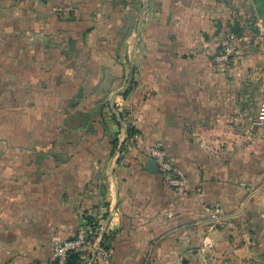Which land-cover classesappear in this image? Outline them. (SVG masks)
Returning <instances> with one entry per match:
<instances>
[{"label": "crops", "instance_id": "0c3cea01", "mask_svg": "<svg viewBox=\"0 0 264 264\" xmlns=\"http://www.w3.org/2000/svg\"><path fill=\"white\" fill-rule=\"evenodd\" d=\"M231 5L0 0L1 103L15 102L13 55L35 59L19 67L23 126L2 129L10 141L0 145V264H52L55 243L97 213L113 240L92 264L264 254V130L252 129L264 80L252 79L249 59L214 58ZM114 108L140 130L119 159ZM158 140L185 176L182 188L149 170Z\"/></svg>", "mask_w": 264, "mask_h": 264}, {"label": "rangeland", "instance_id": "374dc122", "mask_svg": "<svg viewBox=\"0 0 264 264\" xmlns=\"http://www.w3.org/2000/svg\"><path fill=\"white\" fill-rule=\"evenodd\" d=\"M232 3V1H231ZM221 18L223 19V30L225 31V37L219 44L218 48L215 51L214 58L225 57L222 60L225 63H236L240 65L244 60H248L247 71L251 73L252 79L254 80H264V0H236V6L231 5L229 10L226 11V14H222ZM225 21V22H224ZM242 28V32H236L233 29ZM16 44V41H13ZM18 44V43H17ZM14 48H12V51ZM15 51V50H14ZM28 58L34 59L33 57H25L20 55H13L12 57V67L14 68V75L16 77L12 78V83L9 85V88L14 92L12 95L13 100L15 101L12 104L1 103V99L4 101V87H0V90L3 91L0 97V145L7 144L9 138H5L2 129L9 128L10 130H20L23 126V121H21L22 107L18 102V97L20 95V64L22 59L27 60ZM3 59V57H0ZM252 59V60H250ZM1 61V60H0ZM35 62V59H34ZM17 69V70H15ZM29 71V83L31 84L32 76H35V71ZM2 74V73H0ZM31 91V89H30ZM31 93V92H29ZM264 94V90L262 96ZM261 96V97H262ZM260 102V100H259ZM46 107L50 106L46 104ZM259 107V106H258ZM253 120V118H252ZM25 127L27 124L24 125ZM46 123H45V125ZM253 132L262 131L264 129L255 127L252 125ZM17 132V131H16ZM19 132V131H18ZM263 185L258 183L251 186V191L254 195H258L261 191ZM201 191V190H200ZM259 202V200H256ZM242 206V205H241ZM219 208V207H215ZM221 213V214H220ZM227 212L220 211L218 212V218L220 223L223 225L227 222ZM244 216H238V224H243ZM244 232V231H243ZM243 237V236H241ZM244 239V238H243ZM70 240V239H65ZM64 241V240H61ZM59 242V241H57ZM56 244V243H55ZM55 246V245H54ZM54 252V250H53ZM211 253V252H210ZM260 251H253V254L246 256L244 261L241 259L231 260L230 256L223 254L216 264H264V254H259ZM231 260V261H229Z\"/></svg>", "mask_w": 264, "mask_h": 264}, {"label": "built area", "instance_id": "2783aa9c", "mask_svg": "<svg viewBox=\"0 0 264 264\" xmlns=\"http://www.w3.org/2000/svg\"><path fill=\"white\" fill-rule=\"evenodd\" d=\"M222 58L225 57H220ZM252 125L261 129H264V94L260 99L259 107L256 115L253 117ZM150 158H154L160 168L169 179L170 183L177 187H183L186 182L185 176L171 161L167 149L161 140L156 141L150 150ZM220 209L216 208L215 212L218 213ZM96 220L92 223L83 221L78 236L74 240H64L56 242L54 246V252L52 261H58V264H66V259L69 251L76 250L85 253L84 264H92L90 262L89 254L97 250V255L102 257L107 256L108 250L102 246L103 236L102 231L109 233L110 229L105 226L104 215H94ZM93 261V260H92Z\"/></svg>", "mask_w": 264, "mask_h": 264}, {"label": "trees", "instance_id": "16d2710c", "mask_svg": "<svg viewBox=\"0 0 264 264\" xmlns=\"http://www.w3.org/2000/svg\"><path fill=\"white\" fill-rule=\"evenodd\" d=\"M236 32H242V28H237V29H233ZM129 90H126L124 92V94H128ZM112 113H113V118L117 121L120 130H122V137L121 138H115L113 140L114 143V148L112 150V155L114 157H116V159H119V155L124 151L125 149V145L126 142L128 140H131L133 138H135V136L140 134V130L135 127L134 125H126L125 120H126V116L127 112L124 111H119L116 110L115 108L112 109ZM84 220L87 221L88 223H92L93 221L96 220V217L94 215L91 214H86L84 216ZM108 218H109V214H108ZM106 219V218H105ZM107 221V219H106ZM106 228H107V222L105 224ZM102 236H103V241H102V246L108 250L111 248V244H112V240H113V233L112 232H105V230L102 231ZM78 236V233L72 237L69 238L70 240H74L76 239ZM97 254V250H95L94 252L89 254V258H90V262L94 263L92 260H94V258L96 257ZM85 261V253L81 252V251H76V250H71L68 253L67 259H66V264H84ZM52 264H58V261H52Z\"/></svg>", "mask_w": 264, "mask_h": 264}, {"label": "water", "instance_id": "95a60500", "mask_svg": "<svg viewBox=\"0 0 264 264\" xmlns=\"http://www.w3.org/2000/svg\"><path fill=\"white\" fill-rule=\"evenodd\" d=\"M147 164H148L149 170L151 172H154V173L160 172L159 165H158L157 161L154 158L148 159Z\"/></svg>", "mask_w": 264, "mask_h": 264}]
</instances>
